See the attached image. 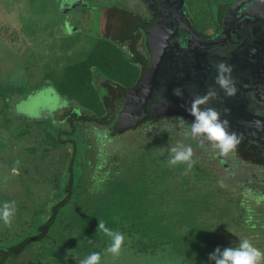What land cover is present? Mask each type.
Segmentation results:
<instances>
[{"label": "trees", "instance_id": "obj_1", "mask_svg": "<svg viewBox=\"0 0 264 264\" xmlns=\"http://www.w3.org/2000/svg\"><path fill=\"white\" fill-rule=\"evenodd\" d=\"M233 1L183 0L191 23L201 32L217 31ZM101 17L102 31L95 47L83 60L66 67L61 80L54 83L59 96L68 105L54 113L47 125L49 128L46 127L49 131L38 126L43 130L42 137L47 138L42 151L49 150V145L63 147L66 151L62 189L61 174L53 177L60 188L54 194L50 222L61 221L67 216L70 226L80 215L81 222L76 226L80 233L78 238L82 240L77 246L82 251L80 259L88 253L86 247L91 248L90 253L100 252L102 258L111 255L105 252L111 241L98 230L99 220H103L106 227L127 234L123 245L127 251L121 250L123 256L142 262L148 259L151 263L152 253L164 250L160 255L173 264H215L209 260L210 253L217 247L221 250L237 247L245 238L264 251V192L256 188L251 190L249 186L255 173L262 174L256 169V162L264 163V160L241 148L235 151L242 160H234L231 154L224 158L213 154L223 169L230 172L221 176L212 170V163L204 167L207 153L202 155L200 151L196 154L193 150L196 163L190 170L186 164L170 167L167 161L171 154H164L161 138L164 140L172 130L148 129L140 138H129L130 132L142 126L150 125L151 128L161 119L170 118L149 115L140 124L127 127L128 114L143 101L146 78L155 62L152 47L149 46L150 58H146L138 42L145 34H151L149 30L154 25L116 5L104 8ZM137 27L143 30L132 37L130 33ZM127 40H130L127 45H130L131 56L122 59L115 45H123ZM150 40L151 36L148 43ZM21 101L15 105L21 107L24 104ZM89 126L105 130L110 142L120 139L122 156L119 157L113 148L105 152L101 140L85 132ZM32 130L37 129L33 126ZM23 134L25 131L18 130V137ZM171 137L175 136L170 134L173 142ZM199 145L197 139L191 142L193 149ZM34 151L35 148L33 159L39 158ZM225 157L232 161L228 162ZM86 168L90 171L86 172ZM237 169L249 170V173L244 179L232 180L239 186L232 190L226 187L225 178ZM99 173L103 176V185L93 189L94 176ZM48 224L38 227L39 239L44 237ZM24 245L21 241L1 249L0 264L7 263L10 255L20 254ZM103 264H113V261Z\"/></svg>", "mask_w": 264, "mask_h": 264}, {"label": "rangeland", "instance_id": "obj_2", "mask_svg": "<svg viewBox=\"0 0 264 264\" xmlns=\"http://www.w3.org/2000/svg\"><path fill=\"white\" fill-rule=\"evenodd\" d=\"M112 5L125 7L136 16L148 15L141 0H0V206L5 201L12 200L18 204L11 227L0 220V249L25 242L23 251L7 257V263L4 264H79L81 260L82 251L77 246L82 240L78 238L80 233H77L76 228L81 222L78 217L80 215L70 226L68 224L71 220L67 216H63L61 221L55 218V223L49 220L56 197L54 194L60 188L53 177L58 178L61 174L62 189L66 151L63 147L52 148L51 145L49 150L42 151L47 138L42 137L41 131L47 129L55 112L62 111L61 106L68 105L59 96L54 83L61 80L66 67L83 60L95 47L102 31V10ZM140 45L144 48L147 43L140 42ZM115 47L120 50L122 59L129 58L130 50L121 44H116ZM17 101L24 104L17 107ZM39 125L43 126V130ZM33 126L37 130L31 131ZM165 127L173 131L167 133L164 140L161 138V147L165 149L166 155L170 147L177 145L181 138V143L185 138L184 144L190 146L195 140L184 136L187 127L184 125L180 128L176 118H163L151 128L150 125L142 126L130 132L129 138L137 139L148 129L158 131ZM18 130L25 131V134L18 137ZM85 132L90 136H97L105 152H108V148H113L119 157L122 156L120 139L114 138L110 142L106 139L105 130H98L93 126H89ZM170 134L175 136L171 137L174 138L173 142L169 139ZM34 148L39 158L33 159ZM193 150L196 154L199 151L204 153L202 155L207 153L204 167L208 168L207 164L212 163V170L225 176L227 171L212 157L213 152L208 142H205V147L199 145ZM221 157L224 158L223 155L218 158ZM225 159L232 161L230 157ZM17 160L19 165L16 164ZM116 161L123 162L119 159ZM87 171L90 170L86 168ZM248 173L249 170H233L225 178L226 187L234 190L237 185L232 180L244 179ZM94 177L96 182L91 188L97 189L102 184L103 176L99 173ZM43 223L48 224L44 237L29 241L31 237L41 234L38 227ZM85 250L88 253L83 258L89 255L91 248L86 247ZM122 250L124 253L127 251L123 247ZM160 253L164 254L165 251L156 250L152 253L151 258L156 260L154 264H173ZM139 255L138 253L137 256ZM120 257L117 259L113 255H106L101 264L112 261L113 264H153L148 259L143 262L130 259L123 256L122 252Z\"/></svg>", "mask_w": 264, "mask_h": 264}, {"label": "flooded vegetation", "instance_id": "obj_3", "mask_svg": "<svg viewBox=\"0 0 264 264\" xmlns=\"http://www.w3.org/2000/svg\"><path fill=\"white\" fill-rule=\"evenodd\" d=\"M141 2L143 3V6H145V11L148 12L147 16H143L145 18V22L153 23L154 26L153 29L150 28L149 30L151 34H145L144 37H141L142 39H139L138 42L139 45L140 42L142 43L144 41L148 43L147 39H149V37L151 36V40L149 41L148 46L146 45V47L143 48L140 45L139 49H142V51L145 53L146 58H150L149 56L151 55L148 52L150 49L149 46H151L152 50L155 53V61L157 60L156 53H158L159 50L170 54L167 56V61L165 63L164 69L161 67L162 70H164L163 74L166 75L163 78L169 79V81H171V88L169 87L170 89L167 91V93L169 94V96H167L169 102L167 100L163 102L162 109H165V106H169V108H174L175 106H180V104H182L183 106L186 105L187 108H189L192 100L195 97L199 95L204 96L210 88L214 89L217 92V97L221 96L223 90L215 82L217 70L214 65L220 62H225L226 64L232 67L231 76L234 80L237 92L234 96L226 95L227 99L222 101L221 99H219L217 102L216 99H211L206 104V108L210 105H215L214 103H217L219 107L221 106V116L232 123L230 130L235 132L239 131L238 116L240 110L249 109L255 112L254 114L257 113L264 117V68H262V66L260 65L259 67L257 66V60L260 61V63L263 60L264 64V58H260L261 56H264V54L262 53L261 48L258 44L259 41L253 38L257 35L255 31L252 32L249 26L245 27L243 25L240 26L239 29H237L236 27L234 28V30H231L228 36L230 42H228L229 54L227 56H223V53L225 51L216 52V50H207L195 54L189 48L192 49L199 45V42L197 41V35L201 36L202 38H210L221 35L220 33L224 26L227 10L224 15L223 24L217 31L206 32L205 30H202L201 32L194 26V24L191 23L187 14L188 8L184 7L185 15H187L186 17L190 22L192 31H187L186 29L185 43L188 47L183 45L182 47H180L181 51H178V43H175L179 42L175 36L176 33L173 35L174 40H172V38H170L169 35L166 33L165 26L161 25V21L162 24H164L165 19H159L158 14L155 13L149 7L147 2L142 0ZM159 22L160 25L158 26ZM234 24H236V22ZM130 27L133 28L134 25ZM138 30L143 29L137 27L133 30L132 33H130V35L133 37V35H136ZM168 37L169 39H167ZM129 41L130 40L124 41L123 45L121 44L128 50L130 49V45H127L129 44ZM203 46L207 49H211L207 47L206 44H203ZM259 50L262 55L260 54ZM252 61L254 62V72H250L247 70V66ZM176 88H180L183 91L182 97H178L173 94V89ZM18 101L17 103L19 104ZM257 114L255 117L260 116ZM163 116H169V119H177L178 117H183V119L186 121L185 125L188 127L194 121V118L189 113L175 112L172 113V115L168 114ZM237 148L249 150L253 154L258 155V159L264 160V148L262 149V147L259 151H254V149L243 148L239 145ZM229 154L233 156L232 158H234V160H237V158H239V160H242L239 157L240 155L236 151L231 152ZM255 166L256 169L259 170L262 174H254V178L249 184L250 189L252 190L253 188H256L258 192H260L261 190L262 192H264V177H260L264 176V163L256 162Z\"/></svg>", "mask_w": 264, "mask_h": 264}, {"label": "water", "instance_id": "obj_4", "mask_svg": "<svg viewBox=\"0 0 264 264\" xmlns=\"http://www.w3.org/2000/svg\"><path fill=\"white\" fill-rule=\"evenodd\" d=\"M145 2H147L149 7L158 14L159 19H165L164 24H162L161 21V25L165 26L166 33L170 38H172V40H174L173 35L176 33L175 36L179 41L175 42L178 43V51H181L180 47L183 45L187 46L185 43L186 29L187 31H192V27L185 15L183 0H145ZM228 7L229 8L226 12L224 26L220 33L222 36L219 35L210 38H202L201 36L197 35V41L199 42V45L189 49L195 54L207 50H216V52L225 51L223 56H227L229 54V32L234 30L236 27L239 29L240 26L243 25L245 27L249 26L252 32H256L257 35L253 38L259 41L258 44L262 53L264 54V0H236ZM235 22L236 24H234ZM159 25L160 22L158 23V26ZM169 37L167 39H169ZM203 44H206L207 47L211 49L205 48ZM262 53L260 52L261 55ZM168 55L170 54L160 50L158 53H156L157 60L152 66L150 74L146 78L147 84L142 97L143 101L139 104V107H136L133 112L128 114L127 127L140 124L149 115L159 117L161 115H168L175 112L189 113L187 106H183L182 104H180V106H175L174 108L165 106L166 108L162 109V103L166 100L168 101L167 96H169V94L167 91L171 88V81H169V79L163 78L166 75L163 74L164 70H162V68L164 69ZM260 58L263 59L264 56H261ZM257 62L258 67L260 65L262 68H264L263 60L261 63L258 60ZM247 70L254 72L253 61L247 66ZM215 99L218 102L219 99L222 101L227 99V97L223 91L221 96ZM214 104L215 105H210L209 107H214L221 113L222 107H219L217 103ZM201 106L206 108V104ZM254 113L255 112L249 109L239 111V131H236V133L242 135V143L239 145L240 147L259 151L261 147L262 149L264 148V117L257 113L256 114L260 116L255 117L256 114ZM221 118L224 119L222 116ZM231 126L232 123L230 122V127ZM31 238L32 239H29V241L37 239L38 236Z\"/></svg>", "mask_w": 264, "mask_h": 264}, {"label": "clouds", "instance_id": "obj_5", "mask_svg": "<svg viewBox=\"0 0 264 264\" xmlns=\"http://www.w3.org/2000/svg\"><path fill=\"white\" fill-rule=\"evenodd\" d=\"M214 67L217 70L216 84L224 91L225 95L234 96L237 88L231 76L232 67L225 62H220ZM173 94L182 97L183 91L176 88L173 89ZM216 97L217 92L210 88L204 96H197L192 100L187 110L195 119L183 134L185 137L197 139L201 147H205V142H208L214 155L218 152L220 155L227 156L242 143V135L231 131L230 122L227 119H222L221 113L214 107H201ZM177 123L180 128H183L186 121L183 117H178ZM165 130L169 132L171 129L165 127L160 131ZM169 152L171 155L167 163L170 167L186 164L187 169L190 170L196 163L193 160L194 152L190 145L178 143L170 147ZM19 163L17 160L16 164L19 165ZM17 210L18 204L15 200L5 201L0 206V220L4 225L12 226ZM98 230L109 237L111 241L105 252L118 257L125 242V235L118 230L106 227L103 220H99ZM101 260L100 252H92L81 259L79 264H101ZM209 260L215 261V264H264V251L245 238L240 241L237 247H225L223 250L217 247L214 252L209 254Z\"/></svg>", "mask_w": 264, "mask_h": 264}]
</instances>
